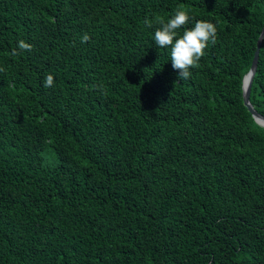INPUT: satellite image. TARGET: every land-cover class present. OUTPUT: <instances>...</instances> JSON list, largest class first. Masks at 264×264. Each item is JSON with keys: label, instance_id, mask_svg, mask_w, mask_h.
I'll return each mask as SVG.
<instances>
[{"label": "trees", "instance_id": "1", "mask_svg": "<svg viewBox=\"0 0 264 264\" xmlns=\"http://www.w3.org/2000/svg\"><path fill=\"white\" fill-rule=\"evenodd\" d=\"M177 7L217 27L184 80L153 40ZM263 24L264 0H0V264H264Z\"/></svg>", "mask_w": 264, "mask_h": 264}, {"label": "clouds", "instance_id": "2", "mask_svg": "<svg viewBox=\"0 0 264 264\" xmlns=\"http://www.w3.org/2000/svg\"><path fill=\"white\" fill-rule=\"evenodd\" d=\"M191 17L187 11L181 7H177L174 13L168 18H156L153 40L158 48L170 50V61L172 68L178 72V79L184 80L191 76L190 69L199 66V61L206 54V49L210 44H215L217 40V27L215 24L206 20H195L194 26L185 27L189 24ZM145 25L149 28L153 27V22L145 19ZM184 29L181 33V29ZM90 40V36L85 33L81 37V42L86 43ZM33 45L21 39L18 41L17 48L12 49V55H19L24 51H31ZM19 50V51H18ZM4 69L0 68V71ZM55 78L52 74L46 75L44 79V87L50 88L54 86ZM97 88L101 94L103 89Z\"/></svg>", "mask_w": 264, "mask_h": 264}, {"label": "water", "instance_id": "3", "mask_svg": "<svg viewBox=\"0 0 264 264\" xmlns=\"http://www.w3.org/2000/svg\"><path fill=\"white\" fill-rule=\"evenodd\" d=\"M263 36H264V24L256 38L255 47L252 53L249 67L247 71L242 75V79H241L242 92L241 93H242V103L246 107L247 111L250 113L254 122L264 127V115L257 112L253 108L251 103L249 102L250 86L252 82V77L255 73L256 63H257V58H258V49L261 44Z\"/></svg>", "mask_w": 264, "mask_h": 264}]
</instances>
